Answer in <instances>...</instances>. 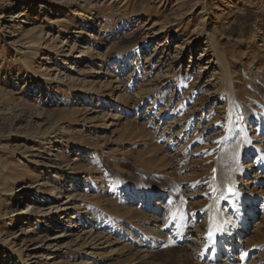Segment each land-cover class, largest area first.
Instances as JSON below:
<instances>
[{
	"label": "rangeland",
	"instance_id": "374dc122",
	"mask_svg": "<svg viewBox=\"0 0 264 264\" xmlns=\"http://www.w3.org/2000/svg\"><path fill=\"white\" fill-rule=\"evenodd\" d=\"M262 158L264 0H0V264H213L133 231L164 193L199 232L214 168L261 222Z\"/></svg>",
	"mask_w": 264,
	"mask_h": 264
},
{
	"label": "bare ground",
	"instance_id": "6f19581e",
	"mask_svg": "<svg viewBox=\"0 0 264 264\" xmlns=\"http://www.w3.org/2000/svg\"><path fill=\"white\" fill-rule=\"evenodd\" d=\"M89 19L92 20V18H87V21ZM211 48L216 64L222 69L221 72L224 78V86L227 90L228 100L230 101V107L226 113L230 125L228 135L233 136L235 134H238L239 130H243L242 126H239V128L236 129L237 131H235L233 127V116L235 115L233 102L235 94L232 92V84L229 80L222 55L213 45L211 46ZM79 57L81 59L82 55ZM225 144H227L226 141L224 145ZM77 155L79 154L77 153ZM251 166L252 164L245 167L249 168ZM229 169L226 171V175H230L231 173V179H221L219 175L220 171H217L216 168H214L215 171H211L212 180L215 185V194L214 197H212V205L206 212H204V226L199 230V232H197L195 228H192L191 230L184 229L181 222V216L179 214H172L167 211L163 193L161 196H157V198H160L157 202H155L157 206L155 208L149 209L151 214H148L146 217H144L146 225L144 227L136 226L133 231V234L136 237L134 239L136 241V244L139 246L136 251L143 255L147 249H150L152 247H163L169 241L181 242L183 244L193 242V244L197 243V245L199 246V248L196 250L197 259L199 261H202L203 263L210 262L213 264H249L246 262V257L243 256L244 253H242L241 249H244V246H247L248 244L252 246L251 248L253 250L257 248L255 250L259 251L260 249L264 248V219H261V222H257L253 219L256 210L254 209V203L252 200H250L251 198H248L247 195H245L238 189L237 184L240 183H237L235 176L240 174L241 168H238V170L230 171V173ZM260 169L261 172H264V164H260ZM245 175L246 178L249 177L248 173H246ZM53 178L58 179L57 176H53ZM76 180L77 179L71 180L68 183H72ZM80 183L74 185L73 188L77 187V185L81 187L84 181ZM262 185L264 186V184ZM229 189H231V192L233 191L234 193H231ZM263 192L264 191H261L262 194ZM147 201L148 196H145L143 202L141 203L143 205V208L146 207ZM242 209H247V211L244 212L242 211ZM260 209H264V199ZM25 210L28 213L29 206H27ZM226 210L227 213H224ZM38 215L39 216L37 217L41 219L46 217L43 213H39ZM248 215L249 217H252L251 220L250 218L248 219ZM234 222L237 223L238 226H236V224L233 226L232 223ZM90 225V223H88L87 225L79 224L78 227L86 228L90 227ZM214 229H218L221 233V238L216 244L210 243L207 238L208 231ZM150 231L156 234H151ZM82 234L86 235V232H83ZM56 235L57 236H55L53 239H55L56 237H60L61 232ZM192 235L193 237H191ZM194 235L196 237H194ZM236 245L237 247L239 246V248L242 245L241 249L238 250L239 252L237 251L238 253L236 252ZM190 246L191 245H186V248H190ZM261 264H264V258L262 259Z\"/></svg>",
	"mask_w": 264,
	"mask_h": 264
},
{
	"label": "snow or ice",
	"instance_id": "6c2138e0",
	"mask_svg": "<svg viewBox=\"0 0 264 264\" xmlns=\"http://www.w3.org/2000/svg\"><path fill=\"white\" fill-rule=\"evenodd\" d=\"M215 171V170H214ZM229 191L231 192V189H229Z\"/></svg>",
	"mask_w": 264,
	"mask_h": 264
}]
</instances>
